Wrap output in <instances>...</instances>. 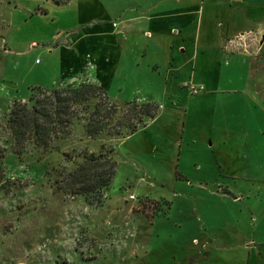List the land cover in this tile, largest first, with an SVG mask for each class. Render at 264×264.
I'll return each mask as SVG.
<instances>
[{"label":"rangeland","instance_id":"obj_1","mask_svg":"<svg viewBox=\"0 0 264 264\" xmlns=\"http://www.w3.org/2000/svg\"><path fill=\"white\" fill-rule=\"evenodd\" d=\"M158 1L0 0V264H146L150 246L140 240L145 233L141 230L137 234L134 219L146 216L143 203L158 206L162 214L168 211L167 202L150 200L146 194L174 203L173 217L210 219L227 212L234 217L240 209L250 219L257 215L255 202L259 197H250L247 192L257 195L262 192L259 188H264V54L245 62L227 55V16H220L218 9L223 8L217 0L182 2L183 7L198 2L200 12L192 25L197 27V69L203 77L186 79L183 88L177 83L175 93L170 88L167 94L164 81L158 93H147L149 99L158 104L161 101L166 110L153 128L139 133L141 142H123L125 138L108 130L93 138L87 130L90 113L85 111V118L73 122L69 133L56 136L50 147L28 143L21 154L17 153L7 129L16 102L29 101L33 88L96 84L85 75L94 65L91 56L80 76L60 84V73L81 55L64 53L58 47L66 43L69 33L78 31L82 10L86 13L84 21L108 25L123 9L146 8ZM172 3L174 0L165 6ZM184 43L189 49L194 46L190 40ZM87 46L84 54L91 52L93 45ZM209 70L219 72L220 77L213 79ZM227 71L232 79L227 80ZM141 80L122 77L112 84L107 107L117 106L110 120L114 133L130 120L133 106L123 102L134 101L136 87L145 82ZM148 83L159 89L160 81ZM192 86L206 90L192 95ZM185 120L189 128L183 146V141H178L184 137ZM147 138L152 139L151 147L144 144ZM181 145V169L191 178L197 177L198 163L212 190H229L233 200L235 196L246 197L238 204L216 196L195 201L198 189L184 187L186 181L176 176L177 171L183 174L177 168ZM91 154L112 156L117 163L116 175L100 199L92 193L88 197L77 193L79 187L72 185L71 175ZM240 188L246 192L237 191ZM131 195L138 200L132 202ZM262 195L264 198V190ZM198 205L195 212L193 208ZM174 235L175 231L157 237L154 246L174 251L190 232ZM258 257L256 251L254 260Z\"/></svg>","mask_w":264,"mask_h":264},{"label":"crops","instance_id":"obj_2","mask_svg":"<svg viewBox=\"0 0 264 264\" xmlns=\"http://www.w3.org/2000/svg\"><path fill=\"white\" fill-rule=\"evenodd\" d=\"M169 1L159 0L146 8L128 7L119 12L117 18L109 22L108 25L103 23L94 25L90 21H84L86 13L83 9L78 31L69 33L70 37L68 40L66 39V43H62V46L58 47V49L63 48L64 53L75 52L81 55L75 64L69 63L68 69L60 73V84L80 76L82 69L87 66L88 56L92 57L94 65L92 70L85 71V75L94 83L102 86L110 100L109 94H111L112 84L115 80L122 81V77L142 79V82L145 80L142 85L136 87L134 101L123 103H153L161 110L157 118L150 120L144 128L125 138L123 142L126 143L132 140L141 142V139H138L139 133L148 132L163 118L166 106L162 105L161 101L158 104L156 100L149 99L147 93L149 95L158 93L157 91L163 88L162 81L165 82L167 94L170 88L175 93L177 83L180 88H183L187 86L186 79L194 81L203 77L197 69L200 50L197 27L194 28L192 25V20L200 12L198 2L183 7L181 5L184 0H174L171 5L165 6L167 3L169 4ZM217 2L222 3L223 9L217 7L220 16H227V39L224 38L227 41V55L241 57L243 62L247 61V58H261L264 54V0H217ZM212 15H214V11H212ZM114 23H118V26L114 27ZM185 32L192 34L184 35ZM186 40L193 41L194 46L189 49L185 46L184 41ZM87 45L93 46L90 49L91 52L84 54L86 52L84 49L89 48ZM76 49H81V51ZM82 54H84L83 57ZM231 65L229 64V66ZM229 73L227 71V80L232 79L228 78ZM209 74L213 79L220 77L219 72L214 70H209ZM148 80L155 83L160 81L159 89L147 86ZM121 87L123 88L122 85ZM203 114L206 116L207 113ZM183 124L182 135L184 137L178 142L183 141L184 146L189 128L188 120H185ZM145 143L150 144L149 147H151L152 139L147 138V141L144 140ZM154 149L156 148L154 147ZM183 153L182 147L177 168L183 174H179L180 172L178 173L176 168V176H179L183 182L186 181L183 184L184 187L198 189L196 195L199 197H196L195 201H200L201 198L211 199L210 197L216 196L238 204L239 201H242L241 198L246 197L235 196L233 200L229 190L221 188L218 191L212 190L209 179H205L204 168L198 163H195L198 165L195 170L197 177L191 178L181 169ZM259 189L262 192L259 190L257 195L252 191L247 192L250 197L252 195L255 198L259 197L255 202L259 208L256 211L257 215L251 219L245 216L243 209H240L234 217L230 212L219 218L212 217L210 219L194 215L173 217L171 211L174 203L163 197L152 198L146 194L150 200L167 202L168 211L166 210L162 214L163 211L161 209L159 211L158 206L154 208L152 204L141 203L142 212H146V216L136 217L133 225L137 234L141 230L145 233L140 240L147 241L150 246V250L146 252L145 263L186 264L188 261L187 264H264V198L262 195L264 188ZM233 190L236 191V189ZM237 191L243 194L244 189L240 188ZM260 199L262 200L261 205ZM195 207L193 210L198 212L200 206ZM160 213L162 215H159ZM147 214H151V217H147ZM185 230L190 232V235L180 240L176 250L168 252L163 247L154 246V241L165 237L168 232L175 231V235H177ZM256 251L259 257L254 260ZM242 257H244L243 260Z\"/></svg>","mask_w":264,"mask_h":264},{"label":"trees","instance_id":"obj_3","mask_svg":"<svg viewBox=\"0 0 264 264\" xmlns=\"http://www.w3.org/2000/svg\"><path fill=\"white\" fill-rule=\"evenodd\" d=\"M109 103L106 90L98 84H86L78 88H33L29 101L15 103L7 129L15 140L17 153L21 154L28 143L50 147L56 136L61 132L69 133L73 122L85 118L82 115L85 111L90 113L87 130L93 138L105 130L119 138H127L159 115V106L153 103H128L133 106L130 120L121 124L120 131L114 133L115 128L110 126V120L117 106L112 104L109 108ZM125 128L128 132L124 131ZM116 171L117 163L112 156L91 154L80 165L77 173L71 175L72 185L79 187L77 193L87 197L92 193L100 199L111 185Z\"/></svg>","mask_w":264,"mask_h":264},{"label":"built area","instance_id":"obj_4","mask_svg":"<svg viewBox=\"0 0 264 264\" xmlns=\"http://www.w3.org/2000/svg\"><path fill=\"white\" fill-rule=\"evenodd\" d=\"M114 26H117V24H115ZM190 90H191V94L192 95H197L203 91H205V88L204 87H201V88H198V87H195V86H192L190 87ZM138 198L136 195H131L130 196V200L131 201H136Z\"/></svg>","mask_w":264,"mask_h":264}]
</instances>
